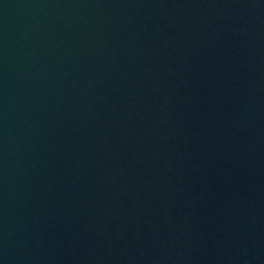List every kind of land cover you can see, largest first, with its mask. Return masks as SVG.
Masks as SVG:
<instances>
[{
	"label": "water",
	"instance_id": "obj_1",
	"mask_svg": "<svg viewBox=\"0 0 264 264\" xmlns=\"http://www.w3.org/2000/svg\"><path fill=\"white\" fill-rule=\"evenodd\" d=\"M0 264H264V0H0Z\"/></svg>",
	"mask_w": 264,
	"mask_h": 264
}]
</instances>
